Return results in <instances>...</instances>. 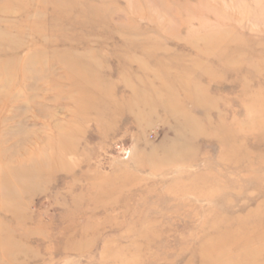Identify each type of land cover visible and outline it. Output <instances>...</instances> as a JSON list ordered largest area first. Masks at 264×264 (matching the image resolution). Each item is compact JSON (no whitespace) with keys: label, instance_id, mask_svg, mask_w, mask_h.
<instances>
[{"label":"rangeland","instance_id":"374dc122","mask_svg":"<svg viewBox=\"0 0 264 264\" xmlns=\"http://www.w3.org/2000/svg\"><path fill=\"white\" fill-rule=\"evenodd\" d=\"M0 264H264V0H0Z\"/></svg>","mask_w":264,"mask_h":264}]
</instances>
